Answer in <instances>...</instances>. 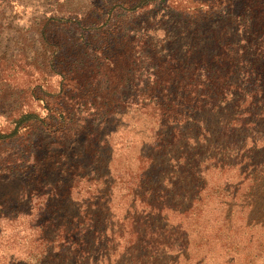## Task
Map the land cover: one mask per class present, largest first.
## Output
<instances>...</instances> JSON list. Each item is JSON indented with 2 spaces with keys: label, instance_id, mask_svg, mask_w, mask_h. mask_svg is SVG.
I'll return each mask as SVG.
<instances>
[{
  "label": "rangeland",
  "instance_id": "374dc122",
  "mask_svg": "<svg viewBox=\"0 0 264 264\" xmlns=\"http://www.w3.org/2000/svg\"><path fill=\"white\" fill-rule=\"evenodd\" d=\"M93 1L0 0V130L8 128V118L30 111L47 115L46 101L54 100L59 77L49 73L55 66L52 54L76 58L81 52L75 48L78 33L73 29L58 30L54 39L44 26L48 18L64 14L80 19ZM230 7L233 18L228 22L210 20L192 28L175 12L160 20L163 7L155 18H146L151 25L146 39L158 59L153 58L148 69H155L162 55L182 57L184 63L199 64L203 67L198 69L211 73H226L230 60L251 59L252 48L244 45L264 35V0H230ZM220 41L238 43L239 53L234 54V46L220 47ZM141 69L145 80L147 67ZM95 76V83L109 81L106 75ZM245 81L250 91L253 82ZM184 92L181 84L182 102ZM128 93L136 92L131 86ZM87 100L81 99L71 112H80ZM216 104H201L189 118L199 126L186 124L172 135L158 117L127 107L119 117L114 115L119 121L112 122L111 142L102 144L97 155L95 138L103 133L97 132V117L88 138L85 133L72 138L50 135L36 119L23 125L32 126L30 134L0 141V264H264V153L253 150L250 142L244 147L240 139L244 126L247 134L264 133V109L244 112L248 104L241 110ZM110 151L103 168L101 160ZM60 152L66 157L55 158ZM83 168L91 174L87 183ZM97 172L111 181L110 203L99 200L93 178ZM42 183L52 184L54 195L66 196L74 185L69 198L50 199L45 217L58 213L61 223L62 214L81 215L91 205L89 211L104 234L97 236L99 243L90 237L89 260L40 240L31 228L36 224L25 213L12 221L3 217L29 207L33 219L42 213V200L30 204L27 195ZM52 232L48 230L54 237Z\"/></svg>",
  "mask_w": 264,
  "mask_h": 264
},
{
  "label": "trees",
  "instance_id": "16d2710c",
  "mask_svg": "<svg viewBox=\"0 0 264 264\" xmlns=\"http://www.w3.org/2000/svg\"><path fill=\"white\" fill-rule=\"evenodd\" d=\"M1 6L0 4V8ZM161 7L164 8V12L160 20L171 17L170 14L175 12L185 20L183 24L186 23L187 27L191 25V28L210 20L228 22L233 18L230 0H94L92 9L89 13L81 15L80 19L78 17L70 19L65 14L60 18L58 16L48 18L44 27L50 29L49 36L57 39L56 35L59 31L73 29L78 33L75 48L81 53L77 55L78 58H71L68 53H60L59 56L52 54L51 67L54 64L55 66L49 73L60 78L57 77V92L54 100L46 101L47 115L42 118L38 113L30 111L15 118H8L6 126L8 128L0 130V141L30 134L32 126L23 125L36 119L43 124L44 132L50 135L60 134L63 137L72 138L85 133V137L88 138L90 137L88 131L94 127L93 119L97 117L101 121L97 132L103 130V133H97L95 138L94 150L97 155L101 152V148L111 142L112 122L119 121L114 115L118 116L120 112H125L127 107H134L137 111L158 117L161 125L167 128L171 135L173 130L178 131L180 126L186 124H195L198 127L199 124L195 121L190 123V114L201 104H209L211 100L217 102L216 106L220 109L230 104L236 110H241L248 104L244 112L263 110L264 35L246 40L244 48H252V58L241 60V63L230 60L226 73L221 69H217L214 73L198 69L203 66L195 63L186 64L182 61V57L175 59L174 55H162L158 66L149 70L148 66L156 55L146 39L151 31V25H147L145 20L150 16L155 18L161 12ZM226 28V26L223 27V29ZM258 31L253 33L257 34ZM219 45L222 48H225V45L234 46V54L239 53L236 48L238 43L223 45L220 41ZM219 60L218 63H224L222 58ZM244 64H246L245 67H240ZM192 65L195 69L191 68ZM145 66L148 77L144 80L141 68ZM98 74L109 77L107 84L94 82L95 75ZM181 74L185 75L186 83L183 82L184 77ZM91 78L92 81L89 82ZM245 78L253 82L250 91H246ZM181 84L185 91L183 102L178 98ZM131 86L136 92L134 95L128 93L131 92ZM230 92L232 96L229 95ZM237 92L241 93L240 97L235 96ZM84 98L89 99L82 105L84 108L80 112H71ZM207 98L210 99L205 101ZM35 99L39 100L38 96ZM88 105L92 108H87ZM181 108L184 110L181 111ZM236 123L234 122L233 125ZM13 125L15 127H12ZM105 125L107 128H104ZM248 130L244 126L245 133H242L240 138L242 145L247 147L250 142L253 150L264 153V133L252 130L247 134ZM110 154L111 151L106 158H102L100 166L103 168L107 166L106 161ZM66 155L60 152L55 158L61 159ZM72 164L74 165L73 160L70 161V165ZM82 171L84 172L83 181L87 183L91 174L86 168ZM93 178L97 181V194L101 196L99 200L110 203L108 198L111 181H105L104 172L101 174L97 172ZM42 184H37L27 194L30 204L34 199H40L44 206V209H40L42 213L35 219H33L32 207L26 211L5 212L3 217L12 221L25 213L36 224L31 228L34 227L36 233H39L40 240L47 245L58 243L60 249L67 248L71 253L82 254L84 260H89L90 252L87 251V247L90 245V237L95 238L94 243H99L100 239H97V236L101 238L104 234L103 230L99 231L95 215L89 211L91 205L85 206L86 209L81 215L68 218L67 214H62L63 222L61 223L58 213L45 217L44 210L45 208H47L46 211L48 210L50 199L53 196L63 200L70 197L74 185L67 188L66 196L65 194L54 195L55 187L52 184ZM0 207L3 206L0 204ZM49 229L53 230L54 237L48 233Z\"/></svg>",
  "mask_w": 264,
  "mask_h": 264
}]
</instances>
